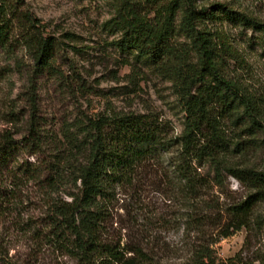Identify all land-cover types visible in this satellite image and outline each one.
Segmentation results:
<instances>
[{"label":"trees","instance_id":"16d2710c","mask_svg":"<svg viewBox=\"0 0 264 264\" xmlns=\"http://www.w3.org/2000/svg\"><path fill=\"white\" fill-rule=\"evenodd\" d=\"M197 1L118 0L113 20L121 33L116 43L121 54L170 73L184 113L180 135H171V124L156 113H121L83 117L51 138L39 133L33 114L27 136L20 140L4 136L0 141V171L13 172L9 188L0 185V214L20 202L16 178L36 183L46 208L39 232L74 264H264V249L252 260L222 262L208 246H199L196 237L175 250L153 233L156 222L166 227L181 223L187 233L198 236L199 225L209 222L207 217L199 219V192L207 185L222 186L224 174L252 193L226 209L230 224L221 238L242 228L264 230V216L254 217L255 206L264 201V172L231 164L229 155L241 154L245 147L238 142L231 148L222 128L229 118L243 121L251 134L264 132V107L222 75L223 56H232L230 45L220 35L217 47L205 32L206 24L226 19L264 39V23L221 4L199 8ZM3 13L0 5V50L8 53L13 44ZM16 21L36 72L50 71L56 79H64L54 68L63 43L44 34L28 14ZM178 34L191 45V63L176 54L172 41ZM23 150L43 158L35 164L15 163ZM203 168L208 169V179L199 176ZM147 183L158 189L163 183L171 187L184 212L173 221L139 222L133 216L126 225L127 236H122L124 226L113 229L110 213L116 193Z\"/></svg>","mask_w":264,"mask_h":264},{"label":"rangeland","instance_id":"374dc122","mask_svg":"<svg viewBox=\"0 0 264 264\" xmlns=\"http://www.w3.org/2000/svg\"><path fill=\"white\" fill-rule=\"evenodd\" d=\"M4 21L10 27V52L0 50V141L4 136L20 140L29 134L30 121L35 115L36 129L42 135L58 138L66 127L81 118L121 113H156L171 124V135H180L184 113L178 103L170 73L156 66L136 62L133 56L121 54L116 43L121 37L114 23L118 0H0ZM228 9L264 23V0H198L197 7L212 5ZM28 14L37 20L47 36L63 43L54 68L64 75L58 80L48 71L36 72L32 52L24 49L17 19ZM152 16V15H151ZM150 16V17H151ZM179 22L177 15L175 25ZM205 32L220 47L222 35L230 45L232 56H223L222 75L264 107V39L260 34L237 27L228 20L206 24ZM172 44L178 57L194 61L189 41L181 34ZM177 59V58H176ZM223 135L231 148L238 142L245 150L231 153L229 160L238 168L264 172V132L251 134L243 121L227 118L222 124ZM253 140V141H252ZM42 155H30L23 150L15 163L35 164ZM10 168L0 171V185L10 186ZM208 169H199L207 178ZM223 185H207L199 192V234L187 233L181 223L163 226L156 222L153 233L174 249H180L193 237L199 246H208L217 261L228 259L252 260L255 252L264 249V230L240 229L227 238L221 235L230 224L226 209L244 201L252 192L235 179L223 176ZM16 178L20 202L6 207L0 214V264H74L41 236L45 211L40 189L34 182ZM175 193V192H174ZM184 212L182 201L171 194L164 183L158 188L151 184L117 191L110 207L113 229L127 236V223L134 216L142 219L173 221ZM264 216V201L254 208V217ZM155 219V220H154ZM231 231V229H230ZM189 235V236H188Z\"/></svg>","mask_w":264,"mask_h":264}]
</instances>
